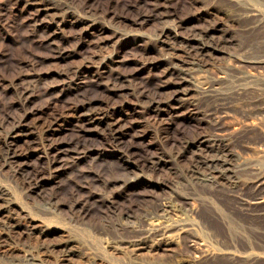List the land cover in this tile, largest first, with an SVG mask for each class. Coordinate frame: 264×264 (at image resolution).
Listing matches in <instances>:
<instances>
[{
	"label": "rangeland",
	"instance_id": "1",
	"mask_svg": "<svg viewBox=\"0 0 264 264\" xmlns=\"http://www.w3.org/2000/svg\"><path fill=\"white\" fill-rule=\"evenodd\" d=\"M58 1L56 19L43 0H0V185L26 210L0 206V264H264V203L248 187L264 169V116H243L264 103V0ZM87 13L91 33L77 22ZM198 31L221 50L195 56L184 41ZM86 102L125 114L117 131L133 164L111 152L108 130L78 120ZM227 114L241 127L219 134ZM201 134L231 151L227 180L196 168ZM51 140L67 152L53 155ZM167 223L177 227L163 239L135 241Z\"/></svg>",
	"mask_w": 264,
	"mask_h": 264
},
{
	"label": "bare ground",
	"instance_id": "2",
	"mask_svg": "<svg viewBox=\"0 0 264 264\" xmlns=\"http://www.w3.org/2000/svg\"><path fill=\"white\" fill-rule=\"evenodd\" d=\"M38 6L40 7L39 10L43 12V14H44L43 16L53 18V15H54V18H56V17L60 16V13H61L60 11H62V9H64V8H66L67 4H65V5L63 4V7H64L63 8V7H61L62 5H60V1H58V0H43L41 5H38ZM69 6H70V4H69ZM66 10H67V8H66ZM65 12L67 13V11H65ZM92 16L93 15H91L90 13H87L86 15H82L81 18L78 19L77 22H79L81 24L82 23H84V24L86 23V26H83L85 28L84 32H90L91 33L93 30L96 29L95 19H94L95 17H92ZM46 17H43V18H46ZM57 22L58 21H56V20L54 21L55 24H59ZM50 23L53 24V21L50 22ZM82 30H83V28H82ZM118 32H119V30H118ZM212 36L213 35L210 34L208 31H201V32L198 31V32L193 33L192 39L188 38V39H186L184 41V43L189 46V50H191L195 54V56H198L199 59H201V58L203 59L204 57L212 54L214 51L221 50L220 49L221 48L220 47V43H217L214 40H212L213 39ZM199 59H198V61H199ZM195 63L198 64V62H195ZM102 72H97V75H96L97 79L102 75ZM185 80H187V79L185 78ZM80 87L81 86L79 85L78 88H80ZM105 106H103V107H105ZM151 110L154 111V112L156 111L155 114L157 116L161 115V113H162L161 112V110H162L161 103L157 102V101H154L152 103V105H151ZM131 111L135 112V108H132ZM76 112H77L78 120L80 122H82L83 125L84 124L96 125L97 127L98 126L100 127L99 129L108 130V133L110 134V137L112 136L111 137L112 141H111V143L109 145L111 147V149H110L111 152L113 151L114 154L117 153L119 158H121V160L124 161L126 164H129V165L133 164V161H132L133 157L132 156L134 155V152L131 150V148L129 146L126 145V142L123 140V138L120 135H118L119 131H117L119 129L120 124H122V121L124 120L125 114H123L117 107H114L112 109H103V108L97 109L94 106L93 102H86L83 105L77 107L76 108ZM258 115H263L264 116V103H262L261 105H259L256 108H250L249 110L243 112V116L247 119V123L250 126L257 125L256 119L258 118ZM219 117L220 118H218L212 124L213 125L212 129L215 130L217 133L220 134V133H225L226 131H236L237 129H240L241 126H239L240 123H239V121L237 120L236 117L228 115V114L227 115H221ZM23 130L24 129L21 128V129L18 130V132L17 131L16 132H9V134L10 133H12V134H10L5 140V149H4V155L3 156H5V155L6 156H11V157L14 156V154H15L14 152L15 151L13 150V146H14V144L16 142L17 136H22ZM51 137H50V139H51ZM217 143H219V142H216L215 139L212 140L211 138H209L208 136H206L204 134H201V135L197 136L194 139L193 143H192V146L195 147L194 151H196V153H197V158H196L195 165H196L197 169H201L202 168V169L208 170L210 172V174H212V177H213L212 180L221 179V178L227 180V178L229 176V172L231 170V167H230V165H231V162H230L231 154H230V152L231 151L226 146L225 147H221L220 144H217ZM50 146H51V150L50 151H52L53 155L61 154L65 150L67 152V149H68L67 147L65 148L64 144H62L61 142L56 141V140H53V141L51 140ZM47 150H49V149H47ZM50 151L48 153H46V154H49ZM1 153H3V152H1ZM257 153H259L262 156V155H264V150H258ZM48 157H50V156H48ZM49 163H51L52 165L56 164L57 163V157H56V159L54 157V159L52 161H50ZM45 171H46V169H45ZM40 173H41V171L37 170L33 174L34 177H35V179H34L35 181L33 180L34 182H31V181L28 180L29 183L30 184H34L36 186L37 185L39 186L40 184L38 183V181H36V179L38 178L37 176ZM33 175L29 174V177H33ZM248 187H249V190H250V195L249 196H250V198L253 201L251 203H253V204L264 203V169L254 168L252 170V177L248 181ZM10 194L11 193H10V191H9V189L7 187H5L4 185H0V206H1V209H4V210L8 211L9 213L14 211V210H15V213L16 212L21 213V211H24L25 209L23 210V209L15 208V201L11 198ZM21 214H23V213H21ZM14 217H15V215H14ZM12 223L14 224L16 222H12ZM8 224L10 225V222H8ZM167 224L160 225V226H157V227H152V228H150L148 230H144V232H142V237H140L139 239L136 238L135 241L136 242L139 241L138 243H140V242H144L146 239L151 238V237H152V239L153 238H158V240L159 239H163L170 230H172L173 228L177 227V224L176 225L175 224H172V225L168 224L167 225ZM34 226L35 225H32L30 228H32ZM46 230L48 231V228H46V229L42 228L41 231L43 232V231H46ZM194 240H196V238ZM71 241L72 240L62 243V245L64 247V250L67 253H71V252H73V250H75L74 249V244H72ZM197 245H198V243H197ZM195 249L201 251L200 250L201 246L200 247H196ZM227 254L229 256H231L232 259L237 258L238 256H240L239 254L234 253V252H228ZM27 260L30 262L31 258L27 257Z\"/></svg>",
	"mask_w": 264,
	"mask_h": 264
}]
</instances>
